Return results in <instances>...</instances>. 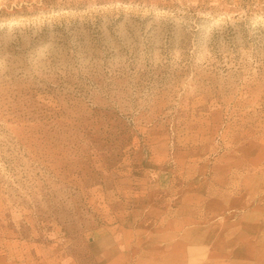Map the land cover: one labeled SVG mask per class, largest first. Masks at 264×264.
<instances>
[{"label": "rangeland", "instance_id": "rangeland-1", "mask_svg": "<svg viewBox=\"0 0 264 264\" xmlns=\"http://www.w3.org/2000/svg\"><path fill=\"white\" fill-rule=\"evenodd\" d=\"M255 208L264 0H0V264Z\"/></svg>", "mask_w": 264, "mask_h": 264}, {"label": "crops", "instance_id": "crops-1", "mask_svg": "<svg viewBox=\"0 0 264 264\" xmlns=\"http://www.w3.org/2000/svg\"><path fill=\"white\" fill-rule=\"evenodd\" d=\"M150 238L139 229L98 228L97 264H264V209L211 212Z\"/></svg>", "mask_w": 264, "mask_h": 264}]
</instances>
